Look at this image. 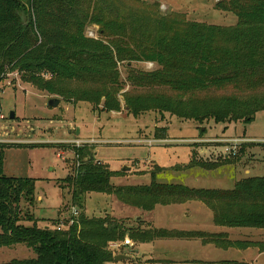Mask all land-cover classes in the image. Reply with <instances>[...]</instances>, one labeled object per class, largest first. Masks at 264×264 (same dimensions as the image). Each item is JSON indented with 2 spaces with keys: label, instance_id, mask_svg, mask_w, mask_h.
I'll list each match as a JSON object with an SVG mask.
<instances>
[{
  "label": "trees",
  "instance_id": "trees-1",
  "mask_svg": "<svg viewBox=\"0 0 264 264\" xmlns=\"http://www.w3.org/2000/svg\"><path fill=\"white\" fill-rule=\"evenodd\" d=\"M215 9L232 13L236 24L189 22L178 14L110 18L102 0H0V83L15 73L56 100L86 102L92 111L119 113L122 100L126 113L136 118L156 113L199 124L249 123L264 110V92L258 94L264 90V0H224ZM90 26L109 39L89 38ZM137 63L153 68L136 69ZM226 87L250 93L215 95ZM6 148L0 144V248L22 245L35 257L0 264H117L109 245L122 242L131 229L108 215L90 219L84 212L68 230L54 228L58 222L53 228L39 226L31 213L34 180L4 175ZM73 151L75 173L57 184L78 211H84L91 193L113 194L121 204L144 212L199 201L213 212L217 226L264 229V177L242 179L231 190L155 182L117 187L110 183L115 174L94 159L90 148ZM193 158L190 167H207ZM130 233L135 241L201 235ZM208 237L219 247H240L216 242L220 235ZM256 246L264 252V243Z\"/></svg>",
  "mask_w": 264,
  "mask_h": 264
},
{
  "label": "rangeland",
  "instance_id": "rangeland-1",
  "mask_svg": "<svg viewBox=\"0 0 264 264\" xmlns=\"http://www.w3.org/2000/svg\"><path fill=\"white\" fill-rule=\"evenodd\" d=\"M222 1L102 0V3L110 18L138 14L153 20L178 14L189 22L232 27L236 24L235 16L215 9ZM86 34L93 39H109L98 35L97 26L88 27ZM133 66L144 71L153 68L149 63ZM119 70L124 78L122 65ZM262 92L264 90L258 94ZM249 93L226 87L215 95L244 97ZM51 99L57 98L22 83L15 73L7 75L0 83V115L4 117L0 120V143L10 147L4 150V175L34 180L31 213L39 226L53 228V222L64 224V216L68 215L71 207L68 191H61L57 183L75 173L74 141L89 142L85 147L91 149L97 162L115 174L110 183L117 187L155 182L195 189H230L242 179L264 177V110L257 112L249 123L215 124L210 120L199 124L169 114L147 113L136 118L126 113L122 100L121 111L116 113L92 111L86 102L73 105L62 100L57 108H50L47 104ZM12 112L15 118L9 120ZM193 157L207 167H190ZM163 210H169V207L160 206L155 212L145 213L121 204L113 194L91 193L85 197L84 211L77 212L78 215L84 212L90 219L108 215L124 222L133 232L147 229L143 226L144 221L148 226L161 221V225L174 227L167 218L169 212L164 214ZM140 218L142 224L138 222ZM131 231L125 238L130 239ZM172 246L175 249L171 248L174 253L170 255V261L183 264V243ZM122 251L117 256L127 255ZM34 257V253L22 245L0 248V263ZM197 261L200 264L224 261L264 264V258L242 262L233 251L207 253ZM117 264L134 263L126 260Z\"/></svg>",
  "mask_w": 264,
  "mask_h": 264
},
{
  "label": "crops",
  "instance_id": "crops-1",
  "mask_svg": "<svg viewBox=\"0 0 264 264\" xmlns=\"http://www.w3.org/2000/svg\"><path fill=\"white\" fill-rule=\"evenodd\" d=\"M245 173L248 174V172ZM231 189L232 188H221L216 190ZM159 207L160 206H156L150 212L157 211ZM161 207H169V210H163L162 213L166 214L165 211L169 212L168 215L170 217L167 218H170L174 227L168 228L167 226L161 225V221H155L154 224L151 223L150 226H148L145 224L147 222L144 221L143 226H146L147 229L143 228L142 230H165L167 232H183L201 235H194L190 237L168 235L166 237H153L148 239V241H131L128 237H126L124 240H130L132 247H123L122 252H125V254H127L125 257L128 258L127 260L133 261L134 264H176V262H172L173 260L170 261V258H172L170 255L174 253V251H171V248L175 249V247L172 246L175 243H183V264H200L197 260L203 259V255L211 252L216 254L233 251V253L237 255L239 260L242 262L250 260L257 261L264 258V252L256 246L257 244L264 243V229L229 228L217 226L213 222V212L205 204L199 201H189L183 204ZM181 217L183 218L182 223L180 222ZM141 221L142 218H140L138 222L142 224ZM211 235H220V237L215 240L220 244L227 245L229 243H239L240 247H219L209 240L208 236ZM215 264L233 263L224 261Z\"/></svg>",
  "mask_w": 264,
  "mask_h": 264
},
{
  "label": "built area",
  "instance_id": "built-area-1",
  "mask_svg": "<svg viewBox=\"0 0 264 264\" xmlns=\"http://www.w3.org/2000/svg\"><path fill=\"white\" fill-rule=\"evenodd\" d=\"M3 120L4 119V117L2 116V115H0V120ZM74 143H75V147L76 148H82V147H85V144H87V143H89V142H87V141H74ZM0 144H2V143H0ZM4 144V143H3ZM6 144V143H5ZM88 145V144H87ZM78 217V212H77V210L75 209V208H73V207H71V208H69V210H68V215H65L64 216V224H59L57 227H56V229L58 230V231H60V230H63V228L65 227H67V228H69V227H71L72 225H74L75 223H76V218ZM123 247H132V243L129 241V240H124L122 243L121 242H115V243H111L110 245H109V250L111 251V253H112V255L114 256V257H116L119 253V251H121V249L123 248Z\"/></svg>",
  "mask_w": 264,
  "mask_h": 264
},
{
  "label": "water",
  "instance_id": "water-1",
  "mask_svg": "<svg viewBox=\"0 0 264 264\" xmlns=\"http://www.w3.org/2000/svg\"><path fill=\"white\" fill-rule=\"evenodd\" d=\"M58 105H59V100L56 99H51L47 104V106L50 108H57ZM8 118L9 120H14L15 114L13 112L10 113ZM127 259H128L127 257L119 255L114 258V261L116 263H120L122 261H126Z\"/></svg>",
  "mask_w": 264,
  "mask_h": 264
}]
</instances>
